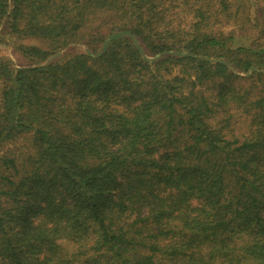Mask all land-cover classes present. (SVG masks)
I'll return each mask as SVG.
<instances>
[{
	"label": "trees",
	"instance_id": "1",
	"mask_svg": "<svg viewBox=\"0 0 264 264\" xmlns=\"http://www.w3.org/2000/svg\"><path fill=\"white\" fill-rule=\"evenodd\" d=\"M7 42L0 264H264V0H0Z\"/></svg>",
	"mask_w": 264,
	"mask_h": 264
},
{
	"label": "rangeland",
	"instance_id": "2",
	"mask_svg": "<svg viewBox=\"0 0 264 264\" xmlns=\"http://www.w3.org/2000/svg\"><path fill=\"white\" fill-rule=\"evenodd\" d=\"M68 50L76 51V50H82L80 47L71 46ZM0 57H9L13 63L16 64H25L26 62L17 55L13 48L9 45V43H1L0 44Z\"/></svg>",
	"mask_w": 264,
	"mask_h": 264
}]
</instances>
